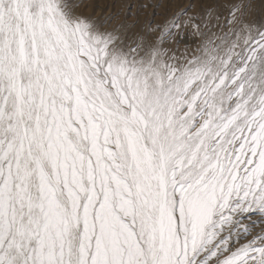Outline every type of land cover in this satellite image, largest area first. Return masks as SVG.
Masks as SVG:
<instances>
[{"label":"snow or ice","instance_id":"obj_1","mask_svg":"<svg viewBox=\"0 0 264 264\" xmlns=\"http://www.w3.org/2000/svg\"><path fill=\"white\" fill-rule=\"evenodd\" d=\"M0 264H264V0H0Z\"/></svg>","mask_w":264,"mask_h":264}]
</instances>
